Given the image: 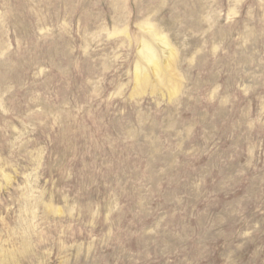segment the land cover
Returning a JSON list of instances; mask_svg holds the SVG:
<instances>
[{
    "label": "rangeland",
    "instance_id": "374dc122",
    "mask_svg": "<svg viewBox=\"0 0 264 264\" xmlns=\"http://www.w3.org/2000/svg\"><path fill=\"white\" fill-rule=\"evenodd\" d=\"M0 264H264V0H0Z\"/></svg>",
    "mask_w": 264,
    "mask_h": 264
},
{
    "label": "bare ground",
    "instance_id": "6f19581e",
    "mask_svg": "<svg viewBox=\"0 0 264 264\" xmlns=\"http://www.w3.org/2000/svg\"><path fill=\"white\" fill-rule=\"evenodd\" d=\"M149 43H150V42H149ZM142 46H143V45H141V47H142ZM148 47H151V45H150V46H147V48H148ZM151 48H153V47H151ZM148 49H149V48H148ZM140 50H141V49H140ZM144 50H145V49H144ZM152 50H153V49H152ZM152 50H151V51H152ZM154 51H155V50H154ZM140 53H141V52H140ZM140 53H139V54H140ZM153 53H156V52H153ZM145 54H146V53H145ZM147 54H148V53H147ZM142 55H143V53H142ZM142 55H141V56H142ZM149 55H152V53L149 54ZM143 56H145V55H143ZM152 56H153V55H152ZM155 56H156V55H155ZM138 57H139V56H138ZM145 59H146V58H145ZM150 59H151V58H150ZM154 59H155V58H154ZM151 60H152V59H151ZM143 61L147 62L146 60H143ZM156 61H157V59H156ZM148 62L151 63L152 61L149 60ZM148 62H147V64H149ZM158 62H159V61H158ZM158 62H157V63H158ZM154 64H155V63H154ZM154 64H153V66H154V68L156 69V65H154ZM151 65H152V64H151ZM157 65H159V63H158ZM149 66H150V65H149ZM158 67H159V66H158ZM142 69H144V68L142 67ZM152 69H153V68H152ZM152 69H151V70H152ZM153 70H154V69H153ZM138 71H140V70H138ZM144 71H145V70H144ZM144 71H143V72H144ZM156 71H157V69H156ZM160 71H161V70H160ZM154 72H155V70H154ZM138 73H139V72H138ZM140 73H141V72H140ZM156 73H157V72H155L154 74H156ZM144 74H145V73H144ZM157 74L159 75V72H158ZM135 75H136V74H135ZM139 75H141V74H139ZM158 75H157V77H158ZM136 76H137V75H136ZM142 76H143V75H142ZM138 77H139V76H138ZM135 78L137 79V77H135ZM161 78H162V76H161ZM161 78L158 77V79H160V80H161ZM139 79H140V77H139ZM144 79H146V78H144ZM147 79H148V78H147ZM137 80H138V79H137ZM138 82H139V81H138ZM142 82H143V81H142ZM139 88H140V87H139Z\"/></svg>",
    "mask_w": 264,
    "mask_h": 264
}]
</instances>
